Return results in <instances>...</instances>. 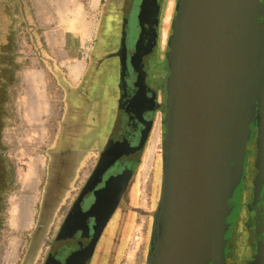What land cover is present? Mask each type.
<instances>
[{
	"label": "flooded vegetation",
	"instance_id": "1",
	"mask_svg": "<svg viewBox=\"0 0 264 264\" xmlns=\"http://www.w3.org/2000/svg\"><path fill=\"white\" fill-rule=\"evenodd\" d=\"M166 3V0H98L86 68L78 85L82 98L76 110L80 116L63 127L67 131L64 142L67 151L78 143L74 134L82 131L94 132L93 142L101 148L90 163H76L79 160L76 157L70 163L65 160L63 166L55 167L51 177L54 184L48 181L45 170L43 188L47 190L43 195V208H39L18 264H94L105 247V242L100 243L102 237L112 221H116L120 212L118 207L131 179L136 173L140 176L145 152L143 149L140 155V150L148 141L156 113L162 114L164 110L166 54L160 45V28ZM16 5H20L21 20L30 42L28 47L36 53L35 46L43 45H39L41 41L35 37L39 25L35 5H31L33 9L28 8L26 14L23 0H17ZM9 6L8 0H0V54L3 53L0 57L6 60L0 65L6 64L11 69L9 76L13 77L18 69L14 60L18 50L11 45L14 20ZM6 53L12 54V60ZM142 73H146L144 78H140ZM17 79L5 78L0 82V92L15 88ZM17 99L15 90L0 95L1 145L8 132H19ZM88 116L94 117L87 119ZM5 117L7 125H4ZM109 142L113 147L115 142L121 143V151L125 148H136V151L126 155L123 161L119 160L118 153L107 162L106 154L102 157L101 153ZM46 146L48 155L49 142ZM252 147L253 142L251 154ZM0 150L3 151L1 147ZM253 150L256 152L254 147ZM3 165L0 162V198L7 176ZM85 165L89 167L86 169ZM248 165L246 175L251 167ZM124 166L130 167L129 172L113 178ZM81 167L84 168L82 171ZM83 172L86 173L82 176ZM244 180L239 202H229L232 211L226 218L230 228L225 237L227 251L223 264H234L237 255L244 257L245 250L250 251L258 238L264 243V204L253 179L250 178V184ZM154 184L149 185L148 199L156 189ZM125 214L121 210L119 226ZM255 228L259 230L255 231Z\"/></svg>",
	"mask_w": 264,
	"mask_h": 264
},
{
	"label": "water",
	"instance_id": "2",
	"mask_svg": "<svg viewBox=\"0 0 264 264\" xmlns=\"http://www.w3.org/2000/svg\"><path fill=\"white\" fill-rule=\"evenodd\" d=\"M166 58L160 192L147 264H223L229 202L241 198L264 110V3L176 0ZM121 145L109 142L102 157L109 162L120 153L123 161L136 151ZM247 263L264 264L261 238Z\"/></svg>",
	"mask_w": 264,
	"mask_h": 264
},
{
	"label": "rangeland",
	"instance_id": "3",
	"mask_svg": "<svg viewBox=\"0 0 264 264\" xmlns=\"http://www.w3.org/2000/svg\"><path fill=\"white\" fill-rule=\"evenodd\" d=\"M33 1L35 2V0H23L25 4V14L27 13L28 8L33 9ZM261 1L264 2V0ZM8 2L10 3L8 9L13 13L12 17L14 20L13 28H11L14 34V36L12 34L13 39L11 45L15 47V51L18 50V53H16L14 57L18 69L16 71L17 73L15 72V74L12 75L13 77H10L8 70L11 71V69H9L6 64L0 65V68L2 67L0 69V82L5 78L13 80L16 78L18 79L16 87L15 84L13 85L15 88L12 90L6 89L5 92L1 91L0 95L2 93L8 95L15 90L18 97H23L27 94L29 84L40 82V89H36L39 98L43 99L44 97H51L55 99L57 96L56 89L51 86L50 82H48V85L46 84L47 86L44 89V87H42L44 75H42V73L37 75L34 72V69L38 68L39 61L37 58V52L33 53L28 47L30 42L27 40V32L21 20L22 15L19 12L20 5H16L17 0H8ZM175 2L176 0H167L165 5V12L160 29L161 31L162 28L166 29V37H161V40L166 43L168 42ZM97 4L98 0H59L52 10L41 15L37 12V9H35L36 21L39 23L36 27L37 38L41 40V43L44 45V35L46 34L48 41L57 44L59 48L63 47L67 50L76 49L78 50L79 56L81 55L82 57H85V53L91 45L94 33ZM14 6L15 9H13ZM1 54L3 53L1 52ZM10 55L12 54L6 53V56L12 60ZM33 55L35 56L33 57ZM3 61H6L5 58L0 57V63ZM40 66L41 69H43L41 64ZM6 72L8 74H6ZM4 84L6 85V83ZM19 116V132L16 134L8 132L6 136L2 138L3 145L0 144V147L3 150L0 152V162L4 163L3 167L5 175H7L5 179L3 178L5 180V186L3 197L1 195L0 198V264H18V260L27 244V239L34 226L39 208H43V195L45 190H47V188H43V184L46 161L48 158L46 153L48 134L45 132L46 128L48 129V126L42 124L39 127L40 132L37 133H40L42 136L40 143H28L26 141L27 131L33 129L34 125H24L22 123L21 115ZM44 117L45 120H48V116ZM3 121L4 125L8 124V119L6 117L3 118ZM1 122L2 120L0 118V123ZM157 123L160 128V121L158 119L155 121L154 128ZM248 160L247 164L250 165V150ZM88 167L89 165L85 166L86 169ZM250 169L251 167H248L247 175L245 177L249 184ZM85 173L86 172H83L82 176L85 175ZM140 175L141 181L140 176L136 173L125 189L123 198L118 207V211H120L118 212V217L114 223V220L112 221L113 224H110V228L102 237L100 243L105 242V247L103 246L99 257L95 260L94 264L148 263V260L150 259L148 255V246L151 235L152 217L158 204L160 192L161 133L151 170L148 174H145L142 163ZM152 182H155L154 186L156 185V189L154 193H150V198L148 199V188ZM139 207L142 208L141 211H143L141 214H139ZM121 210L126 214L122 219L123 224L119 227L122 243L118 248H122L123 250L121 249V253L117 252L112 256V248L114 245L113 238L115 237L117 227L121 223V221H119V218L122 216H120ZM129 230L132 231L125 241L126 233H128ZM244 247L246 249V246ZM248 253L249 251L245 250V255L242 258L237 255L234 264H246Z\"/></svg>",
	"mask_w": 264,
	"mask_h": 264
},
{
	"label": "crops",
	"instance_id": "4",
	"mask_svg": "<svg viewBox=\"0 0 264 264\" xmlns=\"http://www.w3.org/2000/svg\"><path fill=\"white\" fill-rule=\"evenodd\" d=\"M57 3L58 0H35L34 5L36 6L35 9H37V12H39V14L41 15L45 12L52 10ZM35 37L36 40H39L37 38V35ZM161 37L162 34L160 31V45L162 49H165V54H166L167 43L163 42L161 40ZM44 42H45L44 45L42 43L39 44V45H43L42 47L41 46L38 47V45L35 46L39 64H38V68L34 69V72L37 75H40L41 73L42 75H44L43 78L44 81H42V85H43L42 87H44L45 89L46 86L48 85V82H50L51 86L56 89L57 96L55 99L51 97L50 98L44 97L43 99L39 98L36 89H40L39 85H41V83L30 82L31 84H29L27 94L25 93L26 94L25 96L18 97L17 104L19 106V112L21 115L22 123L28 126L34 125L33 129L27 131L26 141L28 143H33V144L37 142L40 143L42 136L40 133H37L40 132L39 127L42 124L44 126H48V129L45 127L46 128L45 132H47L48 134L47 137L49 142V152L46 161V171L48 173V181L54 184V180L51 181V177L53 176L52 173L55 167L63 166V164L66 163L65 160L67 161V163L68 161L70 163L72 159L74 158L76 159V157L79 158L78 161L76 160V163L79 164L81 162L82 164L88 163L89 161L92 162V160L97 155L96 151H99L101 147L99 145H96L95 142H93L94 132L87 133L86 131H82L74 134L77 136L76 142L78 143L73 145L72 148H69L68 151L67 148L64 146V142L66 141L65 137L67 135L66 133L67 131L66 129H64L63 126L65 124L67 125L68 122H71L70 124H72L75 118L80 116L79 114H77L78 110H76V107L82 98L78 85H79V80L82 77L84 70L86 68L87 55L89 53L90 47L88 48V51L85 53V57H82L81 55L79 56L78 50L76 49L67 50L64 49L63 47L59 48L57 44L48 41L46 34L44 35ZM40 64L42 65L43 69H41ZM75 67H80V71L77 75H75L74 73ZM166 68H167V58L165 63V69ZM145 74L142 73L140 78L142 77L144 78ZM166 77H167V73H166ZM158 114L160 116L159 117L160 119L162 116L160 111H158L154 117V123L152 128L149 129L148 138H147L148 141H146L144 147L145 150L144 158L147 148L149 146V141L151 139L152 132L154 130L155 121L158 119ZM44 116H48L47 118L48 120H45ZM90 117L91 116H88L87 119H89ZM93 117H91V119ZM160 119L158 120L160 121ZM89 123L91 124L92 121H90ZM57 125H58V129L56 130ZM80 142L81 144L84 145H80ZM117 143L118 142H115L114 144L117 145ZM47 147L48 146H46V148ZM144 158H143V162H144ZM73 164L75 165L74 162ZM81 168L82 169L80 171H82L85 167L84 168L81 167ZM140 181H141V175H140ZM141 210L142 208L139 207V214L143 212Z\"/></svg>",
	"mask_w": 264,
	"mask_h": 264
},
{
	"label": "trees",
	"instance_id": "5",
	"mask_svg": "<svg viewBox=\"0 0 264 264\" xmlns=\"http://www.w3.org/2000/svg\"><path fill=\"white\" fill-rule=\"evenodd\" d=\"M255 133L256 138L255 140L253 139V147L256 149V152L253 150L252 147L253 152L251 154L250 178H252L253 181L257 184V189H259L261 192L260 201L264 204V110L262 112V115L257 119V128L255 130ZM119 227L120 226L117 227L115 231V237L113 238L114 245L112 248V256L115 255V253L117 252L121 253L122 249L118 248L122 243L120 239L121 231H119ZM131 231L132 230H129V232L126 233L125 241L126 238H128V235H130Z\"/></svg>",
	"mask_w": 264,
	"mask_h": 264
},
{
	"label": "bare ground",
	"instance_id": "6",
	"mask_svg": "<svg viewBox=\"0 0 264 264\" xmlns=\"http://www.w3.org/2000/svg\"><path fill=\"white\" fill-rule=\"evenodd\" d=\"M59 2V0H58ZM80 71V67H75V75H77ZM159 139H160V128H159V124L157 123L151 139H150V144L147 148L146 154H145V158H144V162H143V171L145 174H148L151 170L152 164H153V159H154V155L155 152L157 150L158 144H159Z\"/></svg>",
	"mask_w": 264,
	"mask_h": 264
},
{
	"label": "built area",
	"instance_id": "7",
	"mask_svg": "<svg viewBox=\"0 0 264 264\" xmlns=\"http://www.w3.org/2000/svg\"><path fill=\"white\" fill-rule=\"evenodd\" d=\"M165 21V20H164ZM168 25V24H167ZM162 36L165 38L166 37V29L165 28H162ZM160 116H159V114H158V119H160L159 118Z\"/></svg>",
	"mask_w": 264,
	"mask_h": 264
}]
</instances>
